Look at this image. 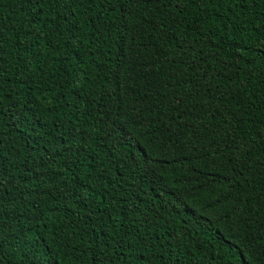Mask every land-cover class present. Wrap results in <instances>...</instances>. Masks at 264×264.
I'll use <instances>...</instances> for the list:
<instances>
[{
	"label": "trees",
	"instance_id": "16d2710c",
	"mask_svg": "<svg viewBox=\"0 0 264 264\" xmlns=\"http://www.w3.org/2000/svg\"><path fill=\"white\" fill-rule=\"evenodd\" d=\"M0 264H264V0H0Z\"/></svg>",
	"mask_w": 264,
	"mask_h": 264
},
{
	"label": "snow or ice",
	"instance_id": "6c2138e0",
	"mask_svg": "<svg viewBox=\"0 0 264 264\" xmlns=\"http://www.w3.org/2000/svg\"><path fill=\"white\" fill-rule=\"evenodd\" d=\"M125 2H126V0H125Z\"/></svg>",
	"mask_w": 264,
	"mask_h": 264
}]
</instances>
